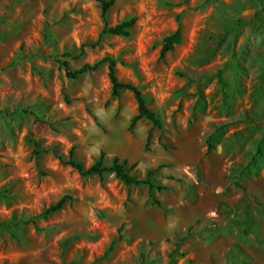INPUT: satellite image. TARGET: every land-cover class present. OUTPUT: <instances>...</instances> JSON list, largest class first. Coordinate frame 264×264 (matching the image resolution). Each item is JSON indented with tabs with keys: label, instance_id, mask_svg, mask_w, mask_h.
Returning <instances> with one entry per match:
<instances>
[{
	"label": "rangeland",
	"instance_id": "obj_1",
	"mask_svg": "<svg viewBox=\"0 0 264 264\" xmlns=\"http://www.w3.org/2000/svg\"><path fill=\"white\" fill-rule=\"evenodd\" d=\"M28 4L19 11L5 5L0 15V264H171L175 239L186 234L131 238L120 217L148 197L147 188L126 187L111 174L82 178L53 151L65 159L73 151L88 167L101 152L106 160L118 156L129 139L134 174L156 170L170 200L182 190L189 199L197 183H216L218 169L254 162L230 179L248 201H264V0H116L108 25L135 17L127 38H100L95 0ZM179 25L181 43L161 58L164 38ZM104 57L116 61L121 82L139 87L161 129L141 120L128 132L136 103L127 91L111 97L107 65L71 80L60 64L74 72ZM40 151L47 153L35 156ZM176 163L188 168L174 173ZM62 198L63 208L46 214ZM238 198L231 192L229 202ZM119 228L123 240L104 256ZM241 240L232 244L251 260L248 249L258 251ZM181 245L183 257L172 264H192Z\"/></svg>",
	"mask_w": 264,
	"mask_h": 264
},
{
	"label": "crops",
	"instance_id": "obj_2",
	"mask_svg": "<svg viewBox=\"0 0 264 264\" xmlns=\"http://www.w3.org/2000/svg\"><path fill=\"white\" fill-rule=\"evenodd\" d=\"M29 1L0 0V15H3L1 10L5 5L16 6L18 11L29 9ZM122 140L126 142H122L124 145L114 157L136 165L133 142ZM185 168H188L187 164L176 163L173 172L181 174ZM218 176L220 179L217 178L216 183L212 180L206 185L195 184L191 191L195 195L189 199L182 190L177 192L174 200L164 197L166 191L155 193L161 207L150 203L147 196L144 200H135L121 215L120 227L124 225L128 236L139 241L173 239L190 229L192 235L181 248L192 264H264V201H248L244 192L231 182L229 169H218ZM157 179L165 184L158 172ZM231 192L239 194L236 202H229ZM237 238L242 239V246L255 247L258 254L248 249L252 259L242 258L232 244Z\"/></svg>",
	"mask_w": 264,
	"mask_h": 264
},
{
	"label": "trees",
	"instance_id": "obj_3",
	"mask_svg": "<svg viewBox=\"0 0 264 264\" xmlns=\"http://www.w3.org/2000/svg\"><path fill=\"white\" fill-rule=\"evenodd\" d=\"M99 4L100 9V18L103 23L102 30L100 32V38L106 35L116 36V37H123L127 38L130 34V30L135 25L136 18L131 17L129 19H125L122 22L114 25L109 26L107 21V14L109 9L114 5L116 0H95ZM182 40V33L180 25L177 27L176 31L170 34L169 36L165 37L163 40V45L160 50V57H164L166 53L173 51L174 47L179 45ZM97 42L90 44L89 47L91 49L95 48L99 44ZM61 66L65 70L66 77L71 80H77L80 76L86 73H92L97 71L101 66L107 65L108 70V80L111 87V97L118 98L123 91H127L132 94L135 103H136V114L130 119V123L128 125V132L132 133L137 122L141 120H146L149 124H151L152 128L161 129L162 122L157 114L151 110L147 106L146 99L142 94L141 90L138 86H135L130 83H123L121 82L117 75H116V61L110 57H104L99 61L95 62L92 65L85 64L80 69L71 72L68 62H61ZM233 125L232 123L229 124H222L211 134L208 138V141L212 138L216 137L219 133L225 130L227 127ZM151 134L149 133L146 139L145 150H149ZM211 145L208 144V151L212 149ZM261 147V146H260ZM41 153H47V151H40L34 153L35 156H39ZM53 156L58 160V162L64 166L70 167L72 170L77 172V174L82 178H89L93 176H97L98 178L102 179L105 174H111L114 178L121 182L126 187H139L143 186L147 188L148 193V201L152 204H155L158 207H161L160 201L155 197V193H160L165 191L167 187L162 184L157 179V172L156 170H147L145 172L144 177H137L134 174L135 164H129L126 160H122L118 157H113L110 160L105 159V154L101 152L99 157L94 160V162L86 167L81 161H78L74 158L73 151H70L69 158L65 159L62 155L58 154L56 151L52 152ZM262 151L260 148L255 153L254 161H257ZM253 160V159H252ZM239 166L232 164L229 171L230 176L233 178H238L240 176H244L249 172V168L255 164L254 162L251 165H246L241 167V164L238 163ZM252 168V167H251ZM253 174L255 171L251 170ZM237 187L240 185L236 184ZM66 198H62L54 205H51L47 210L46 214H53L61 210L64 206ZM191 235L190 229L186 231L184 236H177L175 239V248L173 252L169 255V262L172 264L175 262V257H183V254L177 255L176 249ZM122 235V228H119L117 238L114 239L109 247L108 250L105 252L104 256L108 255V253L112 252L114 249V245L117 241L123 240ZM143 256V254H141ZM175 256V257H174Z\"/></svg>",
	"mask_w": 264,
	"mask_h": 264
}]
</instances>
